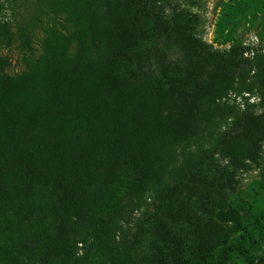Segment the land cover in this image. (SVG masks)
Returning a JSON list of instances; mask_svg holds the SVG:
<instances>
[{
	"label": "trees",
	"instance_id": "obj_1",
	"mask_svg": "<svg viewBox=\"0 0 264 264\" xmlns=\"http://www.w3.org/2000/svg\"><path fill=\"white\" fill-rule=\"evenodd\" d=\"M12 1L0 0V38ZM157 1L37 0L49 18L42 56L19 76L0 72V264H95L88 240L102 264H264V184L229 201L233 171L204 155L178 163L222 113L246 48L215 50L196 14L165 15ZM262 2L225 3V42ZM263 144L264 115L249 112L215 146L237 171L259 163ZM150 192L170 228L141 261L116 246L117 225Z\"/></svg>",
	"mask_w": 264,
	"mask_h": 264
},
{
	"label": "rangeland",
	"instance_id": "obj_2",
	"mask_svg": "<svg viewBox=\"0 0 264 264\" xmlns=\"http://www.w3.org/2000/svg\"><path fill=\"white\" fill-rule=\"evenodd\" d=\"M227 2L228 0H158L155 9L165 15L176 9L196 14L199 17L200 37L215 50L225 52L233 43L246 48L245 53L234 55L236 86L221 102L222 113H219L213 124L204 127L198 138L179 147L178 163L188 154L204 155L206 158L210 156L216 169L233 171V176L227 183L229 201L239 199L248 203L250 196L256 195L254 189H257V183L264 184V144L259 163H248L244 169L237 171L230 166L220 150L216 149L215 144L221 135L231 132L233 120L237 116L249 112L264 115V90L260 85V77L264 71V2L247 19L237 22L232 28L229 37L233 41L230 43L220 36L221 15ZM4 20L11 32L0 38V72L19 76L42 56L46 38L44 26L49 18L39 9L37 0H13L7 5ZM165 52L174 60L182 57L180 50L173 44H168ZM231 112L234 116L230 117ZM172 183L174 185L175 181ZM159 203L155 192H150L127 204L117 225L118 248L129 247L138 253L141 261L146 259L144 257L150 254L154 243L160 239V233L165 234V229L170 228V220L162 222L160 211H155ZM180 228L183 232L182 227ZM82 253L92 257L95 264H102L105 259V254L91 240H88Z\"/></svg>",
	"mask_w": 264,
	"mask_h": 264
}]
</instances>
